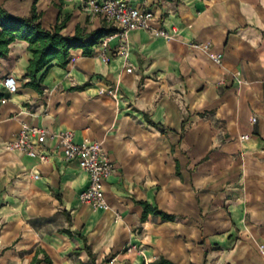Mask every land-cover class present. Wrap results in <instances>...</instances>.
I'll return each mask as SVG.
<instances>
[{"label":"crops","instance_id":"obj_1","mask_svg":"<svg viewBox=\"0 0 264 264\" xmlns=\"http://www.w3.org/2000/svg\"><path fill=\"white\" fill-rule=\"evenodd\" d=\"M131 2L152 9L155 26L173 37L131 31L128 55L115 54V39L106 61L100 40L91 55L72 50L66 68L52 63L42 93L23 87L28 42L16 40L0 60V264H33L35 256L40 264H150L160 256L264 264V0ZM0 4L23 17L35 8L47 29L64 22L65 35L108 27L79 0ZM9 74L16 94L5 86ZM107 88L114 94L101 92ZM22 121L100 141L117 165L105 183L112 210L79 200L89 175L57 143L47 142L44 163L5 151ZM141 202L174 218H143ZM130 244L143 253L128 252Z\"/></svg>","mask_w":264,"mask_h":264},{"label":"built area","instance_id":"obj_2","mask_svg":"<svg viewBox=\"0 0 264 264\" xmlns=\"http://www.w3.org/2000/svg\"><path fill=\"white\" fill-rule=\"evenodd\" d=\"M79 2L83 11L101 16L108 27L114 29L111 33L102 37L103 40L100 39L103 46L100 56L104 61L107 60V48L110 42L115 39H119L115 54L124 57L128 55V37L131 31L147 30L156 37L166 39L173 37L168 30L155 26L156 14L152 9L135 6L131 0H79ZM175 32L176 29H173V33ZM204 48L208 50L210 45L206 44ZM214 58L218 63H221L223 53H216ZM126 69L132 71L133 65L127 63ZM240 76L241 71H238L236 79L239 83H242L243 80ZM4 83L9 93H18L19 84L14 75H7ZM101 92L114 94L112 88L102 89ZM6 101V98L2 99L3 103ZM255 121L256 118L254 117L253 122ZM240 138L241 140H248L250 135L245 134ZM48 141L55 142L62 148L63 159L66 162L77 161L79 166L88 173L89 183L79 194V200L93 209L112 210V206L105 195V183L110 176L117 172V165L100 141L90 137H86L82 141H76L75 133L72 130L53 131L22 121L18 135L14 139L5 142L3 148L5 151L38 158L40 163H44L50 159V154L46 150ZM32 176L36 179L39 178L40 174L38 171H34V173L32 171ZM115 219H122V215L115 212ZM126 250L128 252L143 253L142 246L136 244L128 245ZM260 251L264 257V247H261Z\"/></svg>","mask_w":264,"mask_h":264},{"label":"trees","instance_id":"obj_3","mask_svg":"<svg viewBox=\"0 0 264 264\" xmlns=\"http://www.w3.org/2000/svg\"><path fill=\"white\" fill-rule=\"evenodd\" d=\"M64 22L54 29H47L39 21V16L33 8L31 17L16 16L11 14L0 4V60L9 55L11 44L16 40L28 42V51L32 54L27 67L28 78L23 87H30L42 93L44 89V78L53 62L66 68L71 60V51L83 49L85 55H91L99 40L111 33V27H102L93 32H87L83 27H77L75 35L62 33ZM144 206L143 218L150 212L163 215L167 219H173L174 215L168 214L147 202H141ZM87 252L94 258L91 247L86 245ZM41 260L34 258L33 264H40ZM92 264L95 263L94 259ZM150 264H177L175 261L160 256Z\"/></svg>","mask_w":264,"mask_h":264},{"label":"rangeland","instance_id":"obj_4","mask_svg":"<svg viewBox=\"0 0 264 264\" xmlns=\"http://www.w3.org/2000/svg\"><path fill=\"white\" fill-rule=\"evenodd\" d=\"M101 40H103V39H101Z\"/></svg>","mask_w":264,"mask_h":264}]
</instances>
